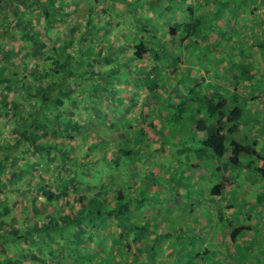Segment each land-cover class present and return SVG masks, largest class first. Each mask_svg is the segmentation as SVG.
<instances>
[{"label": "trees", "instance_id": "trees-1", "mask_svg": "<svg viewBox=\"0 0 264 264\" xmlns=\"http://www.w3.org/2000/svg\"><path fill=\"white\" fill-rule=\"evenodd\" d=\"M155 1L151 3L160 16L178 13L172 7L175 2L185 6L187 16L171 23L161 35L155 33L152 42L146 33L155 31L156 26L135 8L139 3L147 6V0H36L43 19L42 33L37 37L34 24L38 22L30 15L13 13L20 1L7 4L10 13L0 19L3 26L7 28L12 18L22 21L29 34L39 40L41 49L45 48L46 59L34 66L23 44L7 45L3 40L8 36L0 35V51L5 58V62L0 61V264H106L108 260L136 264L142 255L138 234L149 227L147 207H153L158 220L165 195L160 193L161 186L154 187L151 194L144 187L145 181L140 185V172L129 160L135 155L146 158L147 151L139 144H149L153 139L155 154L165 155L173 146L179 147L178 154L195 155V159L183 160V173L193 175L199 169L203 171L199 181L204 182L210 181L206 180L210 172L220 174L209 191L212 196L222 195L227 184L233 183L230 173L235 171L253 172L258 177L255 180L264 185V150L258 139L247 136V127L258 123L257 111L254 114L246 108L249 102L238 91V85L244 84L246 90L262 75L252 73L250 61L239 63L236 69L238 61L226 58L229 54L253 55L252 44L242 39L251 34L249 28L255 31L253 23L259 16L249 12L242 18L234 14L233 18L224 11L228 4L248 11L250 4L261 6L264 0H164V5ZM70 4L75 8L83 5L86 18H77L65 27L61 14ZM114 4L122 7V13L128 7L125 13L130 16L118 18L120 11ZM111 9L116 11L114 27L105 19L112 18ZM57 23L63 26L60 29L65 28L64 36L57 33ZM120 23L126 26L120 27ZM121 28L126 33L119 42L123 44L109 41L110 33H115L116 40L120 37L116 33ZM255 44L264 56L259 35ZM124 45L140 61L148 55L147 68L141 71L137 65L133 72L135 80L141 76L153 95L158 88L167 91L164 74L181 71L190 53L197 67L182 69L181 79L170 82L171 96L167 93L162 100L155 97L157 105L151 115L122 116L118 122L112 118L120 115L126 99L123 94L114 95V105L103 84L111 82L113 71L120 70L121 65H106L99 71L92 61L116 64ZM8 62L17 68H8ZM221 63L225 69L221 66L224 74L219 75ZM230 71L235 72L231 90L218 84ZM166 106L174 112L168 114ZM110 110L113 113H108ZM168 116L181 119V142L177 144L167 140L170 132L163 121ZM137 123L140 127L134 128ZM158 130L164 135L155 139ZM151 172L162 181L170 177ZM259 194L260 200L264 186ZM244 228L250 227L230 229L225 240L234 243ZM117 250L121 256L115 261ZM151 254L154 256V251ZM196 257L199 253L193 254Z\"/></svg>", "mask_w": 264, "mask_h": 264}, {"label": "rangeland", "instance_id": "rangeland-1", "mask_svg": "<svg viewBox=\"0 0 264 264\" xmlns=\"http://www.w3.org/2000/svg\"><path fill=\"white\" fill-rule=\"evenodd\" d=\"M11 1L12 0L0 1V10L3 13L0 15V19L3 18L2 16L8 15L7 12L10 13V10H8L7 8V4ZM19 1L20 2L18 3V6H15L18 8H14L13 13L20 15V17H22L23 14L32 16L33 19L38 22V24H34V27L36 25L37 31L36 37L37 35L40 36L43 28L40 21H43V19L42 17H40V9L39 6L36 5V0ZM151 1L156 2L155 0H147V6H142L139 3L135 7L140 15L144 16L145 18H151L156 26L155 31L149 30L146 33V36L149 37L150 42H152V37L155 33L156 35H161L163 30L168 28L171 23L175 22L178 18L182 20V18L187 16V10H181V7L178 6L177 2L173 3L172 7L174 9H178L177 11H180V14L177 13L167 15L165 17L160 16L157 11L153 9V4L151 3ZM158 3L160 5H164V0H160L158 1ZM70 5L71 6H69L67 10H65V12L61 14V17H63V19L61 18V23L64 24L65 27L68 23H73L77 18L81 20H85L86 18V11L83 5L81 8L79 7V5L76 6V8L73 6V4ZM116 5L117 4H114V7H116V9L120 11L118 18H122V16L124 15L130 16V14L125 13L128 7L125 6V12L122 13V7ZM252 5L253 4H250L249 7H251ZM72 9L75 10L73 11ZM115 12V9H111L110 14L114 21L111 17H105L107 22L114 23L113 27L114 25H116L117 22V19L114 15ZM243 16H241V18ZM129 21L130 17L129 19H124L125 23H129ZM239 21L243 22L242 19H240ZM119 26L124 27L126 25L120 23ZM55 27H57V33L59 35L61 34L64 36L66 34L65 28L64 30L60 29L61 27H63L60 23H57ZM249 30L251 34L248 36V39L244 38V40L246 39L244 41L245 44H248L250 41H252V39L255 40L254 34L258 35L259 33V39H263L261 37V31L255 32L252 31L250 28ZM242 33H244L243 30ZM114 34L115 33H110V35H108V40H114L116 44L122 45L123 43L119 42L126 36L125 31H123L122 28L118 30L116 34L120 37H118L117 40L115 39ZM0 35L4 37L6 35L8 36L7 39L3 40L7 42V45H10L12 42L23 44L25 47V51L28 52V55L32 60V63L34 62V66L36 65L38 67L41 61L43 59H46L43 54V51H46L45 48L41 49L39 40L35 39L29 34L28 28L24 26L22 21H14V18H12L7 28H5V26H3V22L0 21ZM252 45L250 53H253V55L235 57V55L231 56V54H229L228 56H226V58L229 59L228 61H238L236 69L239 68V63L243 61L247 63L246 61H250L252 66H254L252 69H250L251 71H254L252 73L256 74L258 71V73L261 74L263 73L262 71H264V56L261 55V48H258L257 44ZM101 46L103 47L104 44L102 43ZM122 47L123 48L121 49L119 56L115 61L116 64H113L112 62L107 63L106 61L96 59L92 61V63H94V66H96L95 68L97 70L99 69V71L104 70V67L106 65H108L109 67H113V65H121L120 70L113 71L114 76L111 82L103 84L104 87L107 88V90L104 91L105 95L108 96V98L114 105H116V100L113 98L114 95L123 94L126 99V101L121 106L122 112L120 113V115L114 116L112 118L113 121L118 122L122 118V116L125 117L130 115L131 117H133L135 115L139 116L141 114L147 117L151 115L153 113L151 111L154 110L155 105H157L155 97L162 100L167 96L168 93L167 91H163L162 88H158L156 90V95H153L149 91H147V88L144 87L141 76H138L139 78L136 81L133 70L135 71L138 68L137 65H141V71L144 68H147L149 63L147 62V59H149V57L148 55H145L140 61L132 55V50L129 49L127 45H124ZM5 48H7V46H5ZM87 49H90V47H87ZM98 51H101V48H99ZM0 61L5 62V58H3V54L1 51ZM7 65L8 68H17L14 66V62H8ZM221 66H223L225 69L223 63L218 64V67H220L218 73L219 75H222L221 73L224 74V71H222ZM187 67L193 70L197 67V61L194 57V54L190 53V55L188 56V61L182 69L185 70ZM262 67L263 69H261ZM182 69L181 71H176L174 74H164L165 78H163V80H166V85L168 87L169 85H171V81L174 84L176 81L181 79V74L183 72ZM201 73V75H203V71H201ZM233 73L235 72L230 71L225 77L219 78L218 84L224 85L226 88L228 87L231 90L234 83L232 79ZM160 81H162V79ZM242 85L244 84H241L240 86ZM239 93L241 97H244L249 101V108L252 110H255L257 107L262 106L257 104L258 101L264 103V95L262 94H259L258 98L254 99L253 97H248V94L244 88L241 89ZM130 95H132V97L137 100V103H133ZM169 95L171 96L172 93H168V96ZM94 99H97V97L94 96ZM250 100H254V102H250ZM166 107L168 114L169 111L171 112V114L174 112L171 107ZM162 110H164V108ZM259 110L261 111V113L264 112V109L262 108ZM163 112L164 114H166L165 111ZM108 113H113V111L110 110L108 111ZM95 115V117L98 116V114ZM2 117L4 118V116ZM163 122L165 127L168 129L167 133L170 132L167 136V140L170 143L172 142L173 144H177V141L181 142V119H172L168 116L164 119ZM134 125V128L140 127L139 123ZM259 130V123L255 124V122H252L251 125L248 126L247 133H249L247 134V136L253 134H261L263 136V134L259 132ZM72 131L74 130L72 129ZM158 132L160 134L161 130H158ZM158 132L156 131L155 135L158 134ZM117 135L118 134H116V137ZM144 142L145 141H143L142 143ZM142 145H144L145 148ZM142 145L139 144L141 149L147 151V157L145 158L144 156H140L136 158L135 155L130 157L131 159L129 160V162L133 161L131 166H134L135 164L137 167L136 170L140 172V185H143L145 181L144 187L149 189L151 194H153L155 188L161 186L160 193L162 195L164 194L165 197L164 199L161 198L163 200L164 209L161 211V213L159 212L157 214V217L159 216L158 220L150 221L152 217L153 219L156 218L155 210L151 206L147 207L146 214L152 216L150 219H147L149 227L145 230H141L137 237V239H139V244L142 245L141 248L147 243V239L150 240L151 238H153L152 242L154 247V253L157 255L152 256L151 253L146 255L142 253L136 264H180L178 260H181V264H195L196 262H202L205 264H211L214 262L216 264H230V262H228L229 259L233 261L234 264H254L253 262H255V264H264V249L262 250L260 248H257V246L260 244L264 245V196H261L259 200V189L264 185H261L259 180H255V178L258 179V177H256L253 172L244 173L245 171L243 170L231 172L230 177L232 178L233 183H231L230 185L227 184V188H225V190L223 191L221 198L215 197L212 196L211 193H208V191L209 187L212 186V184L216 183V181L210 179V181L206 182H197L195 181L194 175H192L190 172L189 174L183 173L185 163H181L183 162V160H186V158H188L189 160L195 159V155H193L192 153H189L188 155L178 154L176 152L179 147L176 149L173 148V146L172 148L168 147L166 149L165 155H161L160 153L155 154L154 148L156 146V142L154 139L149 144ZM149 156L152 157H150V159H147ZM179 164H181L182 167H180ZM155 170L156 173L159 171L158 173L164 178L165 175L170 177L167 178V180L162 181L158 175H154L155 172H151L152 175L148 173V171ZM153 175L155 178L154 184L151 183L153 182V178H151ZM217 178L218 180H220L219 177ZM161 184L164 187H162ZM203 185H205L206 188V196H210V198L213 199L212 201L200 197ZM178 186L183 187L181 193L178 189ZM139 189L142 190V187H139ZM36 195L37 193L34 192L33 196ZM259 201L262 203H260ZM215 202H217V204H215ZM190 210H192L193 212H189ZM195 213L196 215L199 214V216H201L199 222H197L198 225L195 222ZM218 216L222 217L223 219L220 221L217 220ZM247 216L249 218H247ZM215 218L217 219L215 220ZM142 220H144V218H141V221ZM229 221H231L230 225L227 224L229 223ZM239 225H246L250 228H244L237 235L234 243H226L224 246H220L218 243L225 241V233L229 232L230 229L232 230L234 227ZM143 237H147V239H142ZM195 247H200L198 248L200 255V257L198 258H193L192 250H194ZM169 249H171L172 252H176L177 255L173 256L171 253H169ZM181 250H185V252H188L189 250L190 251L185 254V252L181 253ZM230 251L233 252V254H229ZM206 252L209 253L207 254ZM219 252H222V255L224 257L218 256L220 254ZM120 253L121 252L119 250L116 251L114 255L115 261L119 260V257L121 256ZM219 259H222V261H219ZM256 261L258 262L256 263ZM233 262L231 264H233ZM112 263H114L113 260H108L106 264Z\"/></svg>", "mask_w": 264, "mask_h": 264}, {"label": "crops", "instance_id": "crops-1", "mask_svg": "<svg viewBox=\"0 0 264 264\" xmlns=\"http://www.w3.org/2000/svg\"><path fill=\"white\" fill-rule=\"evenodd\" d=\"M183 2H186L185 0H182ZM245 7H240L239 5H236V7H235V9H233V6L231 5V4H228L227 5V8L224 10L225 11V13H226V15H228V16H232L233 18L237 15V16H243V15H247L249 12H251L250 13V15H257V16H259L258 17V19H257V21H256V23H253V24H255V28H254V30L256 31H261L262 32V35H261V37L263 38L262 39V41L264 42V5H252L251 7H248V11H246L247 9H244ZM186 10V8H185V6H182V8H181V10ZM178 13L180 14V11H178ZM237 13H239V14H237ZM177 14V13H176ZM234 14H235V16H234ZM232 19V18H231ZM181 19H177L176 21H180ZM182 20H183V18H182ZM251 20H252V18H250L249 19V22L251 23ZM262 23V28H261V26H260V24ZM253 24H251V25H253ZM259 35V34H258ZM254 36H256V34H254ZM260 36V35H259ZM247 38V37H246ZM248 39V38H247ZM243 41H245L244 40V38L242 39ZM261 40V39H260ZM250 44H255V40L254 39H252V41H250L249 42ZM261 62V61H260ZM263 68V67H262ZM261 68V69H262ZM252 72H254V71H252ZM256 74H259L258 73V71H257V73ZM234 74H232V76H233ZM259 75H262V77L260 78V79H258L256 82H258L259 80V82H260V84L259 83H254V84H250L249 85V88L247 89L246 88V92H247V94H248V97H250V98H252V95H259V94H262V95H264V73H261V74H259ZM172 85H169V87H168V89H167V92L168 93H170L171 92V90L173 89L172 87H171ZM244 88V85H242V86H240V85H238V91H240L241 89H243ZM257 98H258V96H257ZM254 99H256V98H254ZM249 102V101H248ZM250 102H254V100L252 101V100H250ZM257 104H259V105H262L261 107H257L255 110H250L251 111V113H253L254 112V114H255V111H257V114H256V116H257V121H258V123H259V126H260V130H259V132H261L262 134H263V136L261 135V134H253V135H249L248 136V139L249 140H253V139H258V143L259 144H261L262 145V150H264V112L263 113H261V111L259 110V109H264V103H262L261 101H258L257 102ZM250 107V105H249V103L247 104V106H246V108L247 109H250L249 108ZM258 109V110H257ZM264 111V110H263ZM243 123H246V121H244ZM247 129H248V127H247ZM158 132V131H157ZM249 133V132H248ZM247 133V134H248ZM157 135V136H156ZM155 136L156 137H154L155 139H157L158 137H160V136H163L164 134H163V132H160V134H159V132H158V134H156ZM198 170L199 169H196V170H194L193 171V175H194V177H195V181H197V182H200L199 180H201V175H203V171H200V172H198ZM205 173V172H204ZM213 172H210V174H212ZM244 173H249V171L247 170L246 172H244ZM209 174V177H207V179L206 180H209V179H213L214 181H216V182H218L219 180H218V178L217 177H219L220 178V174H219V176H217L216 174H212V176ZM213 177H215V178H213ZM206 182V181H205ZM216 183H214V184H212V186H210L209 187V191H211V190H213V186L215 185ZM179 188V190H180V193H181V190L183 189V187L182 186H178ZM205 191H206V188H205V185H203L202 186V190H201V194H200V197L201 198H205V199H207V200H210V201H212L213 199H211L210 198V196L209 197H207L206 195L207 194H205ZM208 191V193H210ZM218 197H222V195L221 196H218ZM210 198V199H209ZM216 200H218V199H216ZM215 204H217V202H215ZM195 215V219H196V224H197V222H199V219L201 218V216H199V214L198 215H196V213L194 214ZM152 216H149V219L151 218ZM210 218H213V217H210ZM218 218V219H217ZM217 218H215V220L217 219V220H220V218L221 217H217ZM156 220V218L155 219H153V217L150 219V221H155ZM198 225V224H197ZM152 231H155V230H152ZM148 232V231H147ZM143 233V232H142ZM142 239H147V237H143ZM151 240V241H150ZM150 240H148L147 239V243L145 244V245H143V247L141 248V244H139V246H138V248H139V251H141V253H143V254H149V253H152L153 251H154V247H153V238H151ZM226 243H228L226 240L225 241H223V242H219L218 244L220 245V246H224ZM168 247V246H167ZM198 248H200V247H195V249L194 250H192V253L194 254V253H199V249ZM257 248H260V249H264V245H258L257 246ZM190 251V250H189ZM188 251V252H189ZM206 251H207V248H206ZM185 252V250H181V253H184ZM188 252H185V254H187ZM169 253H171L173 256H176L177 255V253L176 252H172V250L171 249H169ZM209 253V252H208ZM207 253V254H208ZM220 254L218 255V256H223L222 255V252H219ZM179 254V253H178ZM229 254H233V252H229ZM157 254H155L154 256H156ZM224 257V256H223ZM163 261V260H162ZM219 261H222V259H219ZM228 261V260H227ZM178 262L181 264V260H178ZM182 262H183V260H182ZM228 262H230V264L233 262V261H231L230 259H229V261ZM258 261H256V263H257ZM196 263H199V262H196ZM222 263V262H221ZM254 264H255V262H253ZM263 263H264V258H263ZM211 264H216L215 262L214 263H211ZM219 264V263H218ZM233 264H234V262H233Z\"/></svg>", "mask_w": 264, "mask_h": 264}]
</instances>
